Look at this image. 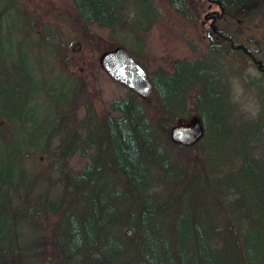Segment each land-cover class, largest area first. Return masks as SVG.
<instances>
[{
  "label": "trees",
  "instance_id": "1",
  "mask_svg": "<svg viewBox=\"0 0 264 264\" xmlns=\"http://www.w3.org/2000/svg\"><path fill=\"white\" fill-rule=\"evenodd\" d=\"M64 1L61 13L98 56L109 50L101 33L131 36L133 58L148 76L151 93L141 100L99 69L104 83L127 94L98 115L85 98L92 90L82 80L91 66L86 60L59 54L60 67H75L78 79L49 87L34 78L17 44L0 33V264H264V111L235 128L224 125L216 87H207L218 76L215 52L173 27L154 0ZM217 1L221 19L249 24L264 15V0ZM39 2L47 14L50 3ZM163 2L186 12L173 0ZM51 25L41 40L54 50L61 33ZM224 32L218 31L227 38L222 48L231 38ZM222 48L216 53L222 55ZM195 85L206 97L208 92L207 103L201 93L189 95ZM42 94L55 95L59 107L45 129L36 116ZM193 116L202 137L189 147L170 143L171 127ZM260 146L262 153L254 154ZM30 149L38 165L40 156L47 161L32 177L23 166ZM191 149L201 157H191ZM35 181L41 182L38 189ZM200 181H214L219 199L208 195L198 211L186 199ZM253 188L263 198L251 200ZM169 190L175 191L173 206L157 198ZM50 217H56L52 239L42 225ZM124 228L131 230L129 238Z\"/></svg>",
  "mask_w": 264,
  "mask_h": 264
},
{
  "label": "rangeland",
  "instance_id": "2",
  "mask_svg": "<svg viewBox=\"0 0 264 264\" xmlns=\"http://www.w3.org/2000/svg\"><path fill=\"white\" fill-rule=\"evenodd\" d=\"M10 1L13 3L10 4ZM48 2L50 6L48 8L46 7V10H49L46 14L44 13L45 7L39 0H0V11L5 7V4H10L5 13L0 14V28H2L0 33L6 38L8 37L12 44H17L18 50L28 58V63L25 64L32 69L34 78L40 79L44 85L49 87L53 86V88H57L60 83L65 85L77 82L78 74L75 67H67V69H62L60 67L59 59L61 56L71 58L72 61L86 60L92 68L91 66L86 68L87 70L84 71L85 73L82 80H89L92 90H90V88L88 89L89 93L85 98L99 115L103 112L104 108L106 111L108 102L112 99L124 97L127 91L117 85L115 87H110L109 84L106 82L104 83L98 76V72L96 71L100 68L97 64V50L89 45V43L85 45L79 40L81 35L76 32V26L69 22L67 17L61 13V10H64L62 4H64L65 1L48 0ZM186 2V12L182 14L174 12V6L171 4L173 8L171 9L163 0H154V5L173 27L181 31L193 41L197 47L203 48L207 46L208 43L206 38H204V31L207 30V28L205 25V27H203L201 23L203 21L202 17L203 15L214 14L212 11L216 9L208 7L203 0H186ZM54 6H58L60 11L54 10ZM219 16L220 15H218L216 19L218 30H223L225 34H230L231 39L237 44L242 45L247 52H258L262 59H264V15L256 17L249 24H241L239 21H230L226 18L221 19ZM29 23L31 24L30 28ZM54 23L58 25L61 37L57 41L58 46L56 49L52 50L53 48L44 45L41 39L43 37L44 27L48 25L53 26L51 24ZM100 36L105 39V43H108V45L105 44V46H108L107 48L111 49L121 46L131 57H134L131 51L133 47L132 38L127 32L116 30L113 33H101ZM76 42L79 43L78 51L71 52L72 46ZM13 53L12 51V55ZM59 54H61V56ZM92 61L94 62L93 65ZM223 62L224 68L221 72L225 78L228 97L226 100L227 102H224V100L222 101L223 112L225 114L224 125L235 128V126H239L242 122L256 119V117L260 115V108L264 111V103L261 98L257 97V90H255L249 81H255L257 78H260V81L257 79L259 82L258 91L261 92V97H263L264 77L252 68L244 57H237L235 55L225 57V53L223 52ZM209 83L210 81L207 83V87ZM195 93H201L202 102L204 104L205 102L207 103L208 92L206 97L205 92H201L200 85H195L189 95L193 96ZM55 98V95L54 97L45 98L42 94L36 100L37 104L40 105L36 111V116L37 119L40 120V123H42V127H44L42 129L47 128L51 124V118L54 116L55 111L59 109L58 106L54 105L53 100H55ZM83 101L84 100L81 102ZM186 122L187 120H182L178 123L184 124ZM208 138L214 143L217 141L213 136L208 135ZM189 151L188 154L194 159L201 157V153L197 149H191ZM253 152L254 154L262 153L261 146L257 149H253ZM25 154H27V156H25ZM172 155L171 153V156ZM23 159V166L29 177H32L35 173L38 175L40 172L42 173V168L47 164V161H44L40 156L39 160L42 166L38 165L36 161L37 156L31 149L24 152ZM207 173L209 175L212 174L209 169H207ZM40 186L41 182L35 181V189H38ZM195 187L196 188L190 191L186 199L187 206L192 204L196 207L197 205V210L199 211L202 209V205L208 195L211 199H219V187L214 181L207 183L200 181ZM169 191L172 192V194L160 191L157 198L160 201H168V204L173 206L174 202L172 197L175 195V191ZM260 194L258 188H253L249 198L251 200L257 199V197L263 198ZM78 205L80 206V203L75 204V207L72 208L74 210L75 219L79 218L80 210ZM55 222L56 217L42 220L46 237L53 238L51 230ZM126 230L127 228H124L123 232ZM126 238H129V236ZM43 264L55 263L45 262Z\"/></svg>",
  "mask_w": 264,
  "mask_h": 264
},
{
  "label": "water",
  "instance_id": "3",
  "mask_svg": "<svg viewBox=\"0 0 264 264\" xmlns=\"http://www.w3.org/2000/svg\"><path fill=\"white\" fill-rule=\"evenodd\" d=\"M76 42L71 51H78ZM97 64L102 73L113 83L118 84L145 100L151 93V82L141 66L121 46L103 51L97 58ZM2 121H0V126ZM202 137V127L196 117H190L186 123L175 124L168 133L170 143L189 147ZM27 156V154H25ZM41 160V158H40ZM126 236L131 230L125 231Z\"/></svg>",
  "mask_w": 264,
  "mask_h": 264
},
{
  "label": "flooded vegetation",
  "instance_id": "4",
  "mask_svg": "<svg viewBox=\"0 0 264 264\" xmlns=\"http://www.w3.org/2000/svg\"><path fill=\"white\" fill-rule=\"evenodd\" d=\"M175 4L179 7H186L184 4L183 0H173ZM208 7H213L216 10L212 11L214 14H209V15H203V21L201 22L203 27L206 26L207 30L204 31V38L207 40V46L203 47L204 50H213L215 53L212 54V64L213 67H216L218 69V76L216 75L217 79H213L212 81L210 80V85L214 83L215 85V91L216 95L219 99L220 102L224 100V102H227V92H226V83H225V78L222 75V69L224 68L223 66V54H217L216 51L222 48V42L226 41L227 38L225 37H220L218 36V30L216 26V19L218 18L219 13L221 12V7L220 4L218 3L217 0H203ZM175 5V6H176ZM205 25V26H204ZM230 42L228 45H224L222 49H224L225 57L227 56H232V55H238L240 52V57H244L247 59L248 64L252 68H254L256 71H258L263 77H264V59H262L261 55L258 52L255 53H250L247 52L242 45L237 44L236 42L233 41V39L229 38L228 39ZM231 51L230 53H228ZM257 55V56H256ZM261 57V58H260ZM215 71V70H214ZM219 77V78H218ZM260 81V78H257ZM250 81V83L253 85L255 90H257V97L261 98V100L264 99V96H262L261 92L258 91V84L259 82L257 81ZM223 86V87H222ZM260 100V101H261ZM262 102V101H261ZM260 104V103H259ZM263 109L260 108V112H262ZM261 119H264L262 117Z\"/></svg>",
  "mask_w": 264,
  "mask_h": 264
}]
</instances>
